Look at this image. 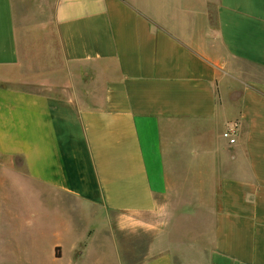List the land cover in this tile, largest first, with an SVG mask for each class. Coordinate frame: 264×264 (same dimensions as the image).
I'll use <instances>...</instances> for the list:
<instances>
[{
	"label": "crops",
	"instance_id": "crops-1",
	"mask_svg": "<svg viewBox=\"0 0 264 264\" xmlns=\"http://www.w3.org/2000/svg\"><path fill=\"white\" fill-rule=\"evenodd\" d=\"M53 22L77 84L0 85V258L80 264L95 238L30 244L31 210L5 193L24 179L103 212L120 245L166 218L135 264H264V0H56ZM19 62L0 0V77Z\"/></svg>",
	"mask_w": 264,
	"mask_h": 264
},
{
	"label": "rangeland",
	"instance_id": "rangeland-1",
	"mask_svg": "<svg viewBox=\"0 0 264 264\" xmlns=\"http://www.w3.org/2000/svg\"><path fill=\"white\" fill-rule=\"evenodd\" d=\"M55 2L56 0H13L20 62L14 71L12 70V74L0 77V85L36 93L55 94L70 89L71 84H77V79L70 80L67 74L68 67L62 59L53 22ZM14 161L21 169L20 159L15 158ZM11 181L5 187V193L10 196L9 202L25 204L31 210V214L25 216V219L29 217L32 219L33 230L26 234L30 244L32 242L38 247L42 243L43 235L47 241L51 239L55 241L57 231L62 243L66 245L69 240L74 239L73 227L76 226L79 228L78 233H82L84 228L87 237H95L93 241L83 242L80 249L76 251L74 257L82 253L83 247L90 245L80 264H123V258L125 264L137 263L142 259L146 245L149 246L152 241L154 234L152 232L156 228H162L163 222L167 220L163 217L153 218V228L148 232L141 231L140 222L134 221L133 228L138 231L133 232L132 240L124 241L120 245L119 242L113 243L110 240V236L116 231V225L113 223L109 226L108 218L103 212L95 211L94 216H90L88 207L71 197L65 198L63 203L47 197L39 199L33 191L35 187L33 184L24 179ZM42 190L44 191V188ZM1 217L0 215V225L2 224ZM37 223L49 227L48 229L54 232L43 231L42 234L36 228ZM191 235L193 234H188V236ZM28 240L22 243L27 245ZM12 257L0 258V264H24ZM67 259L68 250L58 263H52L47 259H42L43 262H39L41 259H34V263L68 264ZM176 264L183 263L176 258Z\"/></svg>",
	"mask_w": 264,
	"mask_h": 264
},
{
	"label": "built area",
	"instance_id": "built-area-1",
	"mask_svg": "<svg viewBox=\"0 0 264 264\" xmlns=\"http://www.w3.org/2000/svg\"><path fill=\"white\" fill-rule=\"evenodd\" d=\"M223 138L227 140L229 144H234L238 136V126L236 123L229 126L222 134Z\"/></svg>",
	"mask_w": 264,
	"mask_h": 264
}]
</instances>
